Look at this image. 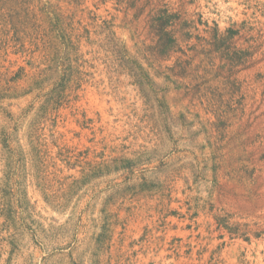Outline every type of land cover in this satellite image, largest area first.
I'll list each match as a JSON object with an SVG mask.
<instances>
[{"label":"rangeland","instance_id":"obj_1","mask_svg":"<svg viewBox=\"0 0 264 264\" xmlns=\"http://www.w3.org/2000/svg\"><path fill=\"white\" fill-rule=\"evenodd\" d=\"M51 1L91 24L72 62L81 81L62 98L50 86L24 96L23 80L11 78L30 72L42 48L26 38L0 55V71L10 68L3 85H17L0 99V264H264V0H153L181 8L194 34L218 24L232 36L207 94L167 83L165 106L146 100L137 74L154 62L173 67L180 53L155 58L148 9L136 19L127 3ZM260 43L250 69L222 56ZM37 124L44 160L32 150ZM10 139L23 154L8 156ZM63 146L90 148L100 177H82L83 161L52 158Z\"/></svg>","mask_w":264,"mask_h":264},{"label":"trees","instance_id":"obj_2","mask_svg":"<svg viewBox=\"0 0 264 264\" xmlns=\"http://www.w3.org/2000/svg\"><path fill=\"white\" fill-rule=\"evenodd\" d=\"M67 1L78 3L79 0ZM102 1H114L118 4L127 3L128 9H137L136 19H139L148 9L147 23L150 31L157 37L153 47L155 58H170L174 54L180 53L173 67L163 69L161 64L154 62L151 64V70L145 71L141 67L139 68L137 76L147 79L146 87L140 84V89L147 101L153 99L165 106L169 90L165 88L167 83L173 84V89L178 92L206 95L209 87L205 88L204 84L208 81L219 80L221 71L228 66L227 63L217 65L215 61L216 53L220 52L221 48L232 39V36L220 33L218 24L215 27L205 29L206 35H199L193 33L194 29H199L197 22L186 18L181 8L171 7L168 3H154L153 0H146L143 5L138 6L139 0ZM89 25L91 24L84 23V20H78L76 23L73 14H65L61 11L58 3H53L51 0H0V55L2 51L8 49L11 42L15 43V46H22L26 38L42 48L39 59L30 63V72L25 74L26 68L22 66L17 75L11 78L12 81L19 84L23 80L25 84L23 88L26 92H23L22 95L28 94L32 89L42 91L50 86V92L61 94L60 97L62 98L68 88L81 81V79L76 78L75 80L73 77L76 69L73 68L72 62H78L80 59L79 50L82 38L85 36L84 33L90 34ZM102 27L107 32L108 40L112 39L114 32L106 20H104ZM194 35L197 42L188 50L183 49L182 44L191 41ZM262 45V43L255 46L251 45L248 50H235L233 53L224 52L222 56H226V60L231 63L233 68L243 65L244 68L250 69L254 64H248V62L262 48ZM197 60L199 61L196 63ZM136 61L138 62V60ZM43 65L44 67H42ZM32 69L35 70L32 71ZM9 72L10 68L0 71V99L9 96L6 93L17 88V85H8L7 87L3 85L4 82L11 81L6 77ZM158 80H162L160 85ZM229 82L228 80L227 83ZM230 87L234 91L240 92L242 84L231 82ZM245 95L247 98L248 93ZM243 98L245 99V97ZM45 113L47 115L48 111ZM40 129L39 124L32 129V150L35 151L39 159L44 160L49 155V145L40 139ZM11 145L12 140L10 139L9 144L7 142L6 145L8 156L17 153L23 154L22 148ZM90 152V148L76 151L63 146L52 158L59 157L69 167H75L78 162L83 161L85 164H82V177L85 176L87 179L100 177V161L87 160ZM60 183L66 185L70 190L74 187H80L78 184H70L67 181ZM82 183L84 185L87 180L85 179ZM101 243L104 244L105 241L100 240V251H102ZM99 263L104 264L101 258ZM107 264L112 263L108 261Z\"/></svg>","mask_w":264,"mask_h":264}]
</instances>
